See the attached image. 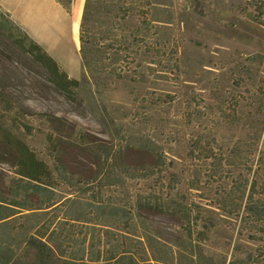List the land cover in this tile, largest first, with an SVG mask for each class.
<instances>
[{"label":"rangeland","instance_id":"374dc122","mask_svg":"<svg viewBox=\"0 0 264 264\" xmlns=\"http://www.w3.org/2000/svg\"><path fill=\"white\" fill-rule=\"evenodd\" d=\"M83 1L73 0L68 13L55 0L16 4L17 14L32 38L82 86L76 102L70 103L48 81L44 67L0 39V124L50 167L61 161L55 160V153L48 147L50 123L36 113L66 119L64 129L73 128L85 139L120 140L124 144L138 140L149 146L155 141L164 151L168 166L159 176L128 180L127 188H91L84 193L77 185L61 184L54 190L56 198L65 203L55 210L54 206L47 207L46 215L40 218L30 216L35 211L32 207L38 204L36 198L24 189L5 150L0 148V204L11 207L1 210V215L7 216L1 223L6 224L0 227V243L15 249L23 231L52 219L57 230L68 236L64 245L69 251L79 249L86 236L91 255L100 249V259L124 252L141 264H257L258 260L247 259V253L253 252L257 243L243 235L239 217L224 213L210 202L224 186L237 185L239 171L216 175L210 189L201 178L202 159L194 158L198 151L191 156L188 151L191 142L200 136L201 141L212 143L214 137L225 146L243 138L245 131L239 126H226L217 107L221 103L226 108L248 104L247 112L254 113L255 105L249 106L252 99L248 90L252 88L238 80L241 78L234 61L241 55L264 53V26L241 13L240 0H165L173 15L167 33H171L170 41L176 44L177 52L172 53L171 47L166 49L162 65L150 64L153 70L143 67L146 75H139L136 81L105 75L89 77L81 69L77 47ZM166 37L163 39L167 41ZM155 68L163 71H154ZM261 76L258 72L256 80L264 85ZM158 92L163 94L161 99ZM112 119L122 124L118 130L112 128ZM247 148L243 145V150ZM62 160L71 164L81 161V168H86L88 162L84 154L73 151ZM76 169L80 172L79 165ZM246 170L243 177L248 174ZM194 177L202 181L194 183ZM191 183L197 184V189L191 188ZM152 190L162 194L172 209L189 207L192 215L179 218L172 213L146 212L144 218L135 220L137 232L131 235L124 228L129 221L127 198ZM88 201L101 208L90 207ZM17 202L31 205L28 208L32 209L13 205ZM111 202L117 203L116 210Z\"/></svg>","mask_w":264,"mask_h":264},{"label":"trees","instance_id":"16d2710c","mask_svg":"<svg viewBox=\"0 0 264 264\" xmlns=\"http://www.w3.org/2000/svg\"><path fill=\"white\" fill-rule=\"evenodd\" d=\"M55 1L67 13L71 11L73 0ZM238 7L249 20L264 26V0H240ZM80 18L77 45L79 61L81 69L89 77L105 75L117 80L136 81L139 75H146L143 67L153 70L150 64L154 67L162 65L166 59V49L171 47L169 50L172 53L177 52L176 44L170 41L171 33H167V27L173 18L168 1L84 0ZM15 31L21 36L15 35ZM164 35L167 36V41L163 39ZM0 39L5 41L7 47L17 49L31 62L44 67L48 72V81L70 103L76 102L82 82L68 76L59 62L29 34L22 31L1 7ZM234 63L238 78H241L238 80L245 81L252 88L248 90L249 98L252 99L249 106L255 105L254 113L249 115L246 110L248 104L237 103L227 105V108L221 103L217 111L226 126H239L245 131L243 138L238 137L233 144L225 146L219 144L214 137L211 139L212 143L201 141V136L196 137L190 144L188 154L191 156L198 151L194 158L202 159L204 166L201 178L210 189L216 175L221 177L224 172L234 174L235 170L239 171L237 177L240 181L237 179V185L224 186L216 197L210 198V202L224 213L239 217L243 235L257 243L254 251L247 253V259L264 264V85L256 80V75L261 72L263 76L260 79L264 82V53L241 55ZM154 71L163 70L155 68ZM162 96V92H158V99ZM164 96L170 97L169 94ZM36 114L46 119L52 127L46 134V140L48 147L55 153V160L61 161L54 167L39 159L32 148L0 124V148L5 150L14 175L24 183V189L38 203L36 207H32L35 211L30 216L43 218L47 213L44 209L54 206L55 210L65 203L56 198L54 190L61 184L77 185L86 193L91 188L109 190L116 189L117 186L125 187L130 179L145 180L154 174L159 176L162 169L166 171L167 158L155 141L149 146L138 140L124 144L120 140L115 143L113 140L96 137L85 139L84 134L79 135L73 128L64 129L66 119L47 112ZM110 124L117 130L122 126L115 119ZM243 145L248 147L247 150H243ZM72 151L76 155H85L88 161L86 168H81L84 167L81 161L71 164L62 160ZM77 165L80 172L76 169ZM245 169L248 174L243 177ZM193 179L194 183L202 181L197 177ZM190 185L197 189V184ZM127 202L130 207L129 221L124 223V228L127 227L131 235H136L137 232L135 220L144 218L143 213L146 212L172 213L179 218H189L192 215L189 207L172 209L166 204L163 195L153 190L137 192L128 197ZM88 204L94 209L101 208L94 207V201H88ZM13 205L32 209L28 208L31 205H19L18 202ZM110 206L114 210L118 207L116 202H111ZM3 208L11 207L0 204V227L6 224H1L7 216L1 215ZM54 223L55 220L52 219L42 220L32 230L23 231L15 249L0 243V264H141L124 252L100 259L101 251L97 249L96 254L91 255V244H85L86 236L80 241L79 249L69 251L64 245L68 236L59 232Z\"/></svg>","mask_w":264,"mask_h":264},{"label":"crops","instance_id":"0c3cea01","mask_svg":"<svg viewBox=\"0 0 264 264\" xmlns=\"http://www.w3.org/2000/svg\"><path fill=\"white\" fill-rule=\"evenodd\" d=\"M24 1L25 0H0V7L3 9V11L9 13L10 19H12L13 21H15L25 31V33L29 34L30 37L32 38L33 35L28 30V28H27L26 24L24 23V21L17 14V9H16L17 6H16V4L19 3V2L22 3ZM45 1L48 2L49 0H45ZM39 45H41V44H39Z\"/></svg>","mask_w":264,"mask_h":264}]
</instances>
